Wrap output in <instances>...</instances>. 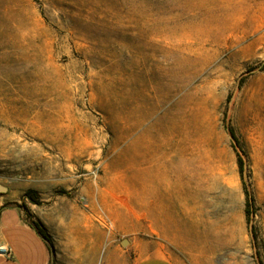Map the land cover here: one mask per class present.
<instances>
[{
	"label": "rangeland",
	"instance_id": "rangeland-1",
	"mask_svg": "<svg viewBox=\"0 0 264 264\" xmlns=\"http://www.w3.org/2000/svg\"><path fill=\"white\" fill-rule=\"evenodd\" d=\"M153 165L197 217L200 264H264V0H0V184L27 222L105 264L147 236L100 195Z\"/></svg>",
	"mask_w": 264,
	"mask_h": 264
},
{
	"label": "crops",
	"instance_id": "crops-1",
	"mask_svg": "<svg viewBox=\"0 0 264 264\" xmlns=\"http://www.w3.org/2000/svg\"><path fill=\"white\" fill-rule=\"evenodd\" d=\"M148 171L150 180L138 175L133 182L106 187L100 195L101 207L116 228L125 234L147 236L130 239V252L119 256L115 250L105 264H200L197 217L186 211V196L162 168L153 165ZM12 203L0 194V247L9 248L12 254L0 253V264L100 263L97 243H68L50 249L28 224L21 206Z\"/></svg>",
	"mask_w": 264,
	"mask_h": 264
},
{
	"label": "trees",
	"instance_id": "trees-1",
	"mask_svg": "<svg viewBox=\"0 0 264 264\" xmlns=\"http://www.w3.org/2000/svg\"><path fill=\"white\" fill-rule=\"evenodd\" d=\"M225 128H226V131L229 133V135L232 139L233 147H234L235 151L237 152L238 159H239L240 172L243 175L244 170H245V165H244L245 163H244V158H243V154H242L243 152L240 148L239 140L235 134L234 129L231 126L226 125ZM26 195L31 200L32 203L39 204V200L36 197V195H37L36 191L30 189L26 192ZM246 195L248 196L247 192H246ZM248 199L250 200L249 196H248ZM250 207L251 206L249 205V202H248L247 208H246V214L247 215L250 214ZM28 224L37 231V233L45 240L48 247L51 249L52 248L51 239H50V236L47 234L46 230L42 226L38 225L35 222H28Z\"/></svg>",
	"mask_w": 264,
	"mask_h": 264
},
{
	"label": "water",
	"instance_id": "water-1",
	"mask_svg": "<svg viewBox=\"0 0 264 264\" xmlns=\"http://www.w3.org/2000/svg\"><path fill=\"white\" fill-rule=\"evenodd\" d=\"M8 188L2 184H0V194H6L8 192ZM130 244L129 240L125 239L122 241V246L126 247Z\"/></svg>",
	"mask_w": 264,
	"mask_h": 264
},
{
	"label": "built area",
	"instance_id": "built-area-1",
	"mask_svg": "<svg viewBox=\"0 0 264 264\" xmlns=\"http://www.w3.org/2000/svg\"><path fill=\"white\" fill-rule=\"evenodd\" d=\"M0 253L4 256L11 257V250L6 247H0Z\"/></svg>",
	"mask_w": 264,
	"mask_h": 264
}]
</instances>
